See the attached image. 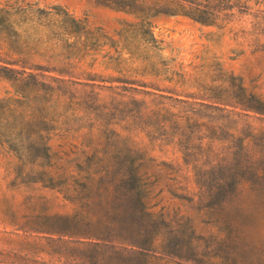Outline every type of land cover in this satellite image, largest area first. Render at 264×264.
<instances>
[{
	"label": "rangeland",
	"instance_id": "obj_1",
	"mask_svg": "<svg viewBox=\"0 0 264 264\" xmlns=\"http://www.w3.org/2000/svg\"><path fill=\"white\" fill-rule=\"evenodd\" d=\"M243 1L212 24L178 13L142 27L103 0H0V264H62L73 250L48 217L82 207L86 176L129 168L155 210L192 219L198 248L145 264H264V196L243 188L235 255L211 252L224 228L197 202L238 139L253 168L264 150V0Z\"/></svg>",
	"mask_w": 264,
	"mask_h": 264
},
{
	"label": "trees",
	"instance_id": "obj_2",
	"mask_svg": "<svg viewBox=\"0 0 264 264\" xmlns=\"http://www.w3.org/2000/svg\"><path fill=\"white\" fill-rule=\"evenodd\" d=\"M104 4L125 11L148 26L158 14H183L212 24L229 11L245 8L243 0H103ZM264 114V109H252ZM227 148L216 165L226 170L214 186L198 194L202 220L222 226L211 252L235 255L247 252L243 229L249 224L243 188L255 192L254 200L264 196V150L258 157L259 168L249 162L243 140ZM85 199L82 207L64 215H51L48 232L73 250L62 264H145L151 257L167 258L175 263L191 262L198 253L193 244L191 218L179 211L169 214L155 210L148 200L143 181L127 172L112 176H86L76 184ZM213 189V190H212ZM218 189V190H215ZM66 199H68L66 197ZM98 206V208H95ZM203 208V209H202ZM203 251V250H202ZM206 251V249H204Z\"/></svg>",
	"mask_w": 264,
	"mask_h": 264
}]
</instances>
